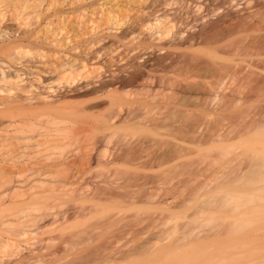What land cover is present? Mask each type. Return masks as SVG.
<instances>
[{
    "label": "rangeland",
    "instance_id": "obj_1",
    "mask_svg": "<svg viewBox=\"0 0 264 264\" xmlns=\"http://www.w3.org/2000/svg\"><path fill=\"white\" fill-rule=\"evenodd\" d=\"M104 1L0 0V238L16 232L15 224L31 226L24 237L11 241L18 254L7 258L0 248V261H77L89 251L87 238L110 230L115 252L127 254L122 261L116 259L119 264H165L140 261L153 248L146 254L129 253L144 238L164 232L181 236L187 222H264V93L256 92L264 84L226 82L222 104L233 99L231 91L239 85L247 89L222 116L212 113L209 125L197 128L196 136L206 135V143L190 144L189 157L173 162L193 161V166L161 186L154 205L132 197L156 191L155 186L118 189L126 179L97 174L94 160L86 166L87 144L97 139L93 118L74 124L58 116L78 103H106V96L93 91L103 76L130 62L132 50L144 55L139 61L156 59L177 46L176 34L187 35L188 23L199 19L192 22V32H197L202 22L216 19L207 15L218 4L222 8L217 14L245 18L253 12L259 16L264 0ZM112 15H127V24L117 32L108 21ZM162 27L170 33L160 39ZM121 32H127V46L117 45L125 49L127 61L117 65L114 53L97 52L99 46L92 43L116 42ZM216 119L221 121L218 126ZM113 125L130 132L127 121L115 119ZM88 166L93 172L84 171ZM107 189L126 195L119 209L103 211L110 203L98 193ZM223 197L231 202L219 208L214 203ZM93 224L94 229L89 228ZM263 263L262 257L253 261Z\"/></svg>",
    "mask_w": 264,
    "mask_h": 264
},
{
    "label": "bare ground",
    "instance_id": "obj_2",
    "mask_svg": "<svg viewBox=\"0 0 264 264\" xmlns=\"http://www.w3.org/2000/svg\"><path fill=\"white\" fill-rule=\"evenodd\" d=\"M101 6L103 8V4ZM221 8V3L215 6L207 16H216V19L202 22L197 26V32H192L196 27L192 22L199 19L188 23L190 31L187 35L185 32L176 34V39H180L177 46L156 59L148 57L139 61L144 55L134 53L138 50L134 49L129 54L133 53L129 56L130 62L124 66L118 65L125 59L127 61L125 49L119 50L120 46H127V32L116 34V42L104 43L103 39L94 41L93 46H99L97 52L108 50L114 53L113 59L118 65V69L109 72L107 78L103 76L99 87L93 91L95 95L106 96L108 100L106 103H78L71 106L70 111L58 115L74 124L85 117L97 122L92 128L93 136L97 139L89 141L86 147L88 152L83 157L86 166L94 160L99 167L95 170L97 174L126 179L124 183L118 184V189L133 186L142 190L144 187L149 189L150 185L155 186L156 191H146L137 198L132 197L134 201L138 199L149 205L157 204V190L161 191V186L170 182L175 174L185 173L193 166V161L181 164L173 162L189 157L193 149L190 144L206 143V135L196 136L197 128L209 125L208 117L213 116L212 113L218 117L221 113L222 116V112L240 101L238 97L247 89L239 85L231 91L233 99L229 101L230 104H222V94L225 95L228 89L227 81L264 84L260 81V77L264 79V11L259 16L253 12L245 18H238L227 12L217 14ZM122 17H108L114 27L112 30L117 32L127 24V15ZM158 33L162 39L169 35L170 28L162 27ZM180 48L187 52H176ZM165 49L160 48V51ZM125 66L128 67L123 68ZM256 92L264 93V85ZM115 119L127 121L130 132L127 133V127H115ZM220 123L216 119L214 125ZM116 135L120 136L118 141H114ZM84 171L93 172V168L88 166ZM114 191L107 189L98 193L102 196L100 199L110 203L103 205V211L119 209L123 202L121 200L126 195ZM95 200H98L97 196ZM230 202L231 199L223 197L214 204L225 208ZM253 220L216 222L213 226L215 222H187L183 224L185 230L181 236H175V232H164L154 238H142L144 242L135 246L129 256L146 254L147 250L153 248L154 251L140 261L165 264H253L258 257L264 260V222ZM169 223L172 222H162V225L167 226ZM20 225H14L16 232L0 238L4 257L13 258L18 254L11 241L14 236L24 237L31 228ZM94 226L89 228L94 229ZM105 226L109 229L112 227ZM110 233L109 230L99 237L87 238V241H91L88 253L66 264H119L116 259L122 261L127 258V254L118 255L115 252L108 236ZM165 241V244L158 246V242ZM38 263H43V260L40 259ZM0 264L28 263L8 259L0 261Z\"/></svg>",
    "mask_w": 264,
    "mask_h": 264
}]
</instances>
